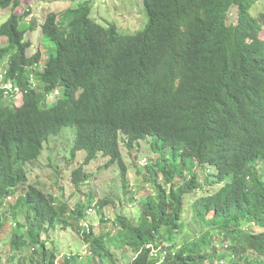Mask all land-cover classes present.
<instances>
[{"label": "trees", "instance_id": "trees-1", "mask_svg": "<svg viewBox=\"0 0 264 264\" xmlns=\"http://www.w3.org/2000/svg\"><path fill=\"white\" fill-rule=\"evenodd\" d=\"M143 5L145 26L133 34L91 19L87 2L48 12L41 24L29 21L27 31L37 23L55 45L43 59L40 47L27 54L31 42L19 24L30 14L29 0H0V9L24 10H11L0 25V66L7 58L0 81V228L13 218V264H55L51 235L70 219L79 222L88 255L68 252L64 264H117L115 251L128 257L126 264H264L263 1ZM7 81L22 94L18 106L16 92L2 87ZM57 88L62 97L46 105ZM65 126L74 127L71 157L84 153L85 164L108 157L125 195L132 188L120 145L131 151L151 137L156 157L141 171L155 192L141 198L137 218L117 214L113 232L96 233L92 222L80 223L94 201L72 209L31 184L16 201L24 221L4 207L27 181L26 163ZM87 178L81 167L73 171L77 186ZM94 206L106 223L104 203Z\"/></svg>", "mask_w": 264, "mask_h": 264}, {"label": "rangeland", "instance_id": "rangeland-1", "mask_svg": "<svg viewBox=\"0 0 264 264\" xmlns=\"http://www.w3.org/2000/svg\"><path fill=\"white\" fill-rule=\"evenodd\" d=\"M262 1L264 4V0ZM85 2L91 8L89 15L91 19L103 26L108 24L116 25L122 35L130 32L133 34L134 31L142 30L145 26L147 17L143 0H29L30 14L23 16V19H20L19 22L20 28L26 31L25 38L31 42L27 54L29 56L33 55L40 47L41 51L44 50L42 58L47 59L56 52L54 43L41 36L40 27H38L37 23L35 27L27 31L29 21L31 23L35 19L36 22L41 24L45 14L48 12L59 13L69 7L77 8ZM261 5L254 7L252 13L257 15ZM15 9H21V13L24 11L21 6ZM15 9H11V6L0 9V25L11 15V10L14 11ZM236 11V8H234L229 14L231 22L236 20ZM144 20L145 23L143 24ZM262 30H264V27ZM3 40L6 41L5 38ZM1 43L3 44L4 42ZM6 59H3L1 66L6 64ZM60 92L61 95L58 98L62 97L63 88H60ZM8 98L7 96L6 101H8ZM13 102L16 106L20 105L21 94H17ZM55 102L56 100L53 101L52 98H47L46 100L48 106ZM73 128V126L63 127L59 135L52 136L50 141L45 144L42 153L36 160L26 163L27 181L17 188L15 195L7 198L4 207L11 208L10 211L15 214V217L24 221L23 217L25 215L16 206V201L21 194L26 192L28 185L31 184L44 192L52 194L58 199V202H66L72 209L78 202L86 205L94 201L92 202L93 205H88L89 207L93 206V211H89L85 207L86 215L84 220L87 223L92 222L96 233L101 231L113 232V220L117 214L137 218L139 214L137 206L140 205L141 198L147 193L155 192L152 183L144 178L141 171V167L145 166L150 159H155L156 157L151 148V137L139 139L131 151L126 147L125 143L120 145L132 188V192L125 195L121 186L122 182L118 165H109L108 157L101 155L86 164L84 163V153L79 152L75 157H71L70 148L73 145ZM79 167H81L82 174H88V178L85 181H80L77 186L72 181V175L73 171ZM96 200L104 203L102 213L106 216V223L101 221L100 212L97 206H94ZM26 215L28 216V214ZM65 217L67 218V216ZM70 222L71 225L65 228L57 227L51 235L55 244V264H64L63 256L68 252L79 253L83 256L88 255L89 245L82 239L81 231L78 229L79 222L73 219H70ZM12 223L13 218H10L0 228V264L14 263L9 257L11 252L9 241ZM52 240L51 243H48V247L54 249ZM114 255L117 264H126L128 261V257H124L122 252L115 251ZM16 261L18 262V258L15 259V263H17Z\"/></svg>", "mask_w": 264, "mask_h": 264}, {"label": "clouds", "instance_id": "clouds-1", "mask_svg": "<svg viewBox=\"0 0 264 264\" xmlns=\"http://www.w3.org/2000/svg\"><path fill=\"white\" fill-rule=\"evenodd\" d=\"M27 52H28V49H27ZM6 64H7V59H6ZM6 64L5 65H3V66H0V81H2V79H3V72H2V68L3 67H5L6 68ZM2 87H4V88H6L7 90H9V91H15L16 92V96H17V94H21V92H20V90L17 88V87H15L14 85H13V83L11 82V81H7V82H3L2 83ZM63 94V93H62ZM60 95H61V92H60V89L59 88H57L56 90H54V91H52L51 93H49L47 96H46V100H47V98H52L53 99V101L54 100H58L59 98L58 97H60ZM21 102H22V94H21ZM46 105H48L47 103H46ZM50 105V104H49ZM91 209V210H90ZM93 206H91V207H88V210L89 211H93ZM80 223L82 224H84L86 227H89V223H87L84 219H82L81 221H80Z\"/></svg>", "mask_w": 264, "mask_h": 264}, {"label": "built area", "instance_id": "built-area-1", "mask_svg": "<svg viewBox=\"0 0 264 264\" xmlns=\"http://www.w3.org/2000/svg\"><path fill=\"white\" fill-rule=\"evenodd\" d=\"M91 210V209H90Z\"/></svg>", "mask_w": 264, "mask_h": 264}]
</instances>
